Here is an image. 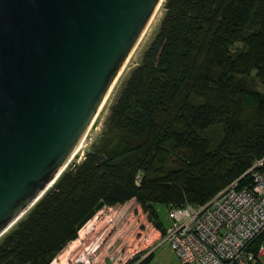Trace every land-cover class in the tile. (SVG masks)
I'll return each instance as SVG.
<instances>
[{
  "label": "trees",
  "instance_id": "1",
  "mask_svg": "<svg viewBox=\"0 0 264 264\" xmlns=\"http://www.w3.org/2000/svg\"><path fill=\"white\" fill-rule=\"evenodd\" d=\"M163 7L100 144L1 238L0 264H52L103 208L132 200L161 239L155 205H203L264 160V92L256 89L264 88V0H165ZM213 127L218 142L207 135ZM250 182L246 176L240 185ZM153 255L129 264H150Z\"/></svg>",
  "mask_w": 264,
  "mask_h": 264
},
{
  "label": "water",
  "instance_id": "2",
  "mask_svg": "<svg viewBox=\"0 0 264 264\" xmlns=\"http://www.w3.org/2000/svg\"><path fill=\"white\" fill-rule=\"evenodd\" d=\"M161 0H0V239L67 168Z\"/></svg>",
  "mask_w": 264,
  "mask_h": 264
},
{
  "label": "rangeland",
  "instance_id": "3",
  "mask_svg": "<svg viewBox=\"0 0 264 264\" xmlns=\"http://www.w3.org/2000/svg\"><path fill=\"white\" fill-rule=\"evenodd\" d=\"M164 1L158 9L156 19L149 27L146 37L117 79L108 101L95 116L85 138L81 154L78 153L67 167L80 163L85 154L93 151L106 134V121L111 106L118 99L131 72L141 63L145 51L159 31L165 14ZM238 48H241L240 44H236L233 50ZM256 89L260 93L264 92V88L259 83H257ZM207 135L213 141L218 142L220 128H211ZM154 208L157 220L163 229H167L170 226L168 208L164 205H155ZM158 239V230L153 227L152 221L136 201L132 200L123 206L103 208L81 230L78 239L69 243L63 254L52 264H129L131 261H137L147 256L157 244ZM263 242L262 240L255 241L251 245V250L254 248L255 251L258 250ZM153 251L154 256L150 264H181L166 243L157 246ZM262 263L264 264V257Z\"/></svg>",
  "mask_w": 264,
  "mask_h": 264
},
{
  "label": "built area",
  "instance_id": "4",
  "mask_svg": "<svg viewBox=\"0 0 264 264\" xmlns=\"http://www.w3.org/2000/svg\"><path fill=\"white\" fill-rule=\"evenodd\" d=\"M263 162L256 161L203 205L168 208L170 226L153 249L168 244L181 264H263L264 242L257 252L251 250L264 234ZM246 176L251 182L242 187Z\"/></svg>",
  "mask_w": 264,
  "mask_h": 264
},
{
  "label": "bare ground",
  "instance_id": "5",
  "mask_svg": "<svg viewBox=\"0 0 264 264\" xmlns=\"http://www.w3.org/2000/svg\"><path fill=\"white\" fill-rule=\"evenodd\" d=\"M162 1H163V0H161L160 3L158 4L157 8L155 9L153 15L151 16V18H150V20H149V22H148V24L146 25L144 31L142 32L140 38L138 39L136 45L134 46L132 52L130 53V55L128 56V58H127L126 61L124 62L123 66L121 67V69H120V71H119V73H118V76L116 77V79L114 80V82L111 84V86H110L109 90L107 91V93H106V95H105V97H104V99H103V101H102V103H101V105H100V108L98 109V111H97V113L95 114V116H96V115L102 110V108L104 107V105H105L106 102L108 101V98H109V96H110V94H111V91H112V89H113V87H114V85H115L117 79H118L119 76L123 73V71H124L126 65H127L128 62L130 61V59L133 57L135 51L137 50L138 46H139V45L141 44V42L143 41L144 37H146V33H147L149 27L151 26V24H153V23H152L153 20L156 19L155 17H156V14H157V12H158V9H159L160 5L162 4ZM95 116H94V118H95ZM94 118H93V120H94ZM93 120H92V122H93ZM92 122H91V124L89 125V127H88V129L86 130V132H85V134L83 135V137L81 138V140L79 141V143L76 145V147H75V149H74L72 155L70 156V158H69V159L67 160V162L65 163V165H64V167H63L64 169L70 164V162L74 159V157H75L78 153L81 154V151H82V149H83V147H84L83 144H84L85 138H86V136H87V134H88V131L90 130V127H91V125H92Z\"/></svg>",
  "mask_w": 264,
  "mask_h": 264
},
{
  "label": "crops",
  "instance_id": "6",
  "mask_svg": "<svg viewBox=\"0 0 264 264\" xmlns=\"http://www.w3.org/2000/svg\"><path fill=\"white\" fill-rule=\"evenodd\" d=\"M159 236H160V233L158 232V238H159ZM154 256V255H153ZM264 257V255H262L261 256V260H262V258ZM177 258V257H176ZM179 261V260H178Z\"/></svg>",
  "mask_w": 264,
  "mask_h": 264
}]
</instances>
